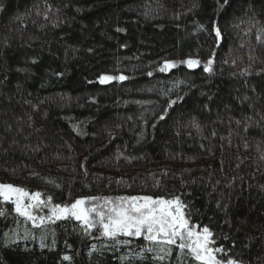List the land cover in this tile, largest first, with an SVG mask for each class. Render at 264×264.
<instances>
[{
  "label": "trees",
  "instance_id": "1",
  "mask_svg": "<svg viewBox=\"0 0 264 264\" xmlns=\"http://www.w3.org/2000/svg\"><path fill=\"white\" fill-rule=\"evenodd\" d=\"M261 27L264 0H0V183L61 205L178 196L214 246L264 264ZM190 58L199 66L179 63ZM165 61L176 67L158 71ZM13 207L0 204V264H121L130 250L104 248L74 219L33 227Z\"/></svg>",
  "mask_w": 264,
  "mask_h": 264
},
{
  "label": "snow or ice",
  "instance_id": "2",
  "mask_svg": "<svg viewBox=\"0 0 264 264\" xmlns=\"http://www.w3.org/2000/svg\"><path fill=\"white\" fill-rule=\"evenodd\" d=\"M220 9H223L229 0H217ZM47 18V17H46ZM254 19V17H253ZM199 30H205L203 25H198ZM118 32L123 29H117ZM212 32L215 34L217 42L222 37L221 30L213 24ZM260 33H264V27L259 29L257 40H261ZM214 55V53H213ZM33 63H36L34 60ZM189 68L198 67L199 60L187 59L181 61ZM177 62L165 61L158 68L160 72H167L176 67ZM213 60L209 58L203 71L213 74L211 65ZM242 75L250 74L245 69ZM151 76L152 72H148ZM126 80L127 77L120 75L118 77L104 75L99 78V83L105 84L112 80ZM247 99V97H245ZM176 101H170L169 107ZM164 115L160 116L163 120ZM251 120V117H247ZM264 120V115L260 116ZM241 121L237 120L236 124L240 125ZM198 127V125H196ZM249 125L245 124L244 130H248ZM264 158V157H262ZM54 183V182H53ZM59 187V185H57ZM42 193H29L28 190L15 186L13 184L0 183V204L11 203L14 211L19 217H23V222H31L33 227H42L48 222L56 220H76L82 230L91 235L92 229H97L98 235L93 239L111 241V244H103L104 248H113L119 251L121 247H128V253L119 257L121 264H130L131 261L139 259L141 262L148 259L156 262L169 261L170 264H189V261L195 264H243L241 260L235 259L229 255L228 249L216 245L214 233L208 226L201 227L198 224L191 223V211H185L189 205L181 200L178 196L170 199L162 197L153 198L152 196H122V197H88L76 199L71 204H52V197L41 199ZM30 201L25 203V200ZM86 200L100 201L91 207H85ZM217 207H220L217 204ZM43 209H47V214H41ZM6 209L0 208V217H4ZM21 221L17 220L19 224ZM98 226V228H97ZM199 229V231H197ZM8 237V233L4 234ZM32 235L25 229V236ZM123 237V239H121ZM143 238L144 244L139 246L137 251L132 248V238ZM35 238V237H33ZM227 239V237H224ZM45 235L42 231L40 237V247H48L44 243ZM16 243V237L13 235L6 240ZM55 240H53V247ZM93 251L97 250V245L91 246ZM175 257L173 259V252ZM91 255V253H89ZM70 257L65 255L63 260L70 261Z\"/></svg>",
  "mask_w": 264,
  "mask_h": 264
},
{
  "label": "bare ground",
  "instance_id": "3",
  "mask_svg": "<svg viewBox=\"0 0 264 264\" xmlns=\"http://www.w3.org/2000/svg\"><path fill=\"white\" fill-rule=\"evenodd\" d=\"M76 221V220H75Z\"/></svg>",
  "mask_w": 264,
  "mask_h": 264
}]
</instances>
